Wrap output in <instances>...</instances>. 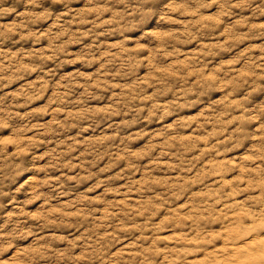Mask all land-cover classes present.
<instances>
[{"label": "clouds", "instance_id": "1", "mask_svg": "<svg viewBox=\"0 0 264 264\" xmlns=\"http://www.w3.org/2000/svg\"><path fill=\"white\" fill-rule=\"evenodd\" d=\"M0 264H264V0H0Z\"/></svg>", "mask_w": 264, "mask_h": 264}]
</instances>
